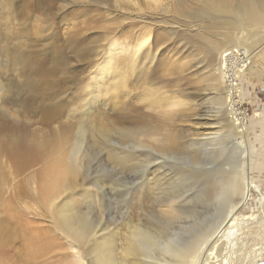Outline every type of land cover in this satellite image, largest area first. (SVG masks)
I'll use <instances>...</instances> for the list:
<instances>
[{
    "label": "bare ground",
    "instance_id": "obj_1",
    "mask_svg": "<svg viewBox=\"0 0 264 264\" xmlns=\"http://www.w3.org/2000/svg\"><path fill=\"white\" fill-rule=\"evenodd\" d=\"M114 1L142 21L157 22L170 15L173 24L184 26L181 35L195 39L194 43L202 49V53L208 58L218 55L205 81L212 91L210 99L218 106H224L227 110L226 89L239 86L235 79L223 71L222 65L228 64L225 52L229 48L243 50L251 56L250 63H241L245 69L240 75L244 73L249 78L261 75L258 56L264 52V0ZM145 24L142 31L134 34V41L130 38L132 42L129 41L131 43L125 49L108 54L103 64L99 65V70L93 72L90 92L85 95L83 110L80 106L77 109L75 123L70 127L63 126L50 135L46 132L40 136L29 135L28 132L16 130L12 122H7L6 118L10 115L1 106L6 98L4 85L0 81V113L3 115L0 118V183L5 185L9 175L13 181L22 177L28 190L21 187L16 194L31 193L37 204L42 203L47 209H52L48 221L69 241L68 245L76 253L75 264H264V226L261 227L264 218L259 217L264 216V191L260 183L248 176L247 124L243 127L242 123L234 122L228 110L224 112V107L221 111L225 118L220 116L215 126L219 131L224 130L226 135L233 136L241 154V165L239 168L237 158L232 163L235 157L233 151L230 155L232 161L227 162L228 167L222 168V164L219 165L204 180L207 189L202 193L194 191L195 195H188L187 190L183 191L179 186L176 188L177 183L171 182L170 176L160 164L151 165L149 172L133 189L131 199H134L136 210L149 214L153 220H127L122 233L106 230V227L96 229L98 221L89 215L93 205L92 197L84 199L83 208H78L66 198L59 200L63 190L67 189V181L78 176L81 171V161L85 157L81 147L85 138L92 143H105L106 159L122 169L133 164L142 166L147 163L146 153L126 149L135 137L139 140L138 144H142L140 146L149 144L160 154L182 148L183 142L175 130V134L168 133L159 138L161 131L156 121L151 124V120L146 121L141 115L136 116V122L121 132V142L113 140L112 135L116 132L113 126L94 121L91 107L95 101L99 99L101 103L109 102L108 105H111L107 93L120 88L130 93L132 83L141 85L139 100L151 109H162L164 116H169L170 109L181 102L187 106L185 98L181 101V96H176L178 93L175 95L178 99H172V96H166L160 91L162 86L154 85L160 84L156 76L155 38L151 34L153 31L150 25ZM236 68L241 70L240 66ZM103 98L106 100L102 101ZM215 110L219 112L218 107ZM212 116L216 117L215 114ZM209 125L207 123L204 126ZM116 146L126 150L120 151ZM220 153L217 155L222 156L224 152ZM197 157L194 156V163L199 164ZM237 157L239 159V155ZM34 222L26 221L30 225V236L26 242L35 252L47 251L52 246L48 238L54 239L52 233L36 227ZM257 226L259 229L256 232L254 229ZM97 232L100 234L95 236ZM254 232L257 233L258 241L249 244V238ZM3 260L0 254V264H3ZM27 261L36 263L29 257Z\"/></svg>",
    "mask_w": 264,
    "mask_h": 264
},
{
    "label": "rangeland",
    "instance_id": "obj_2",
    "mask_svg": "<svg viewBox=\"0 0 264 264\" xmlns=\"http://www.w3.org/2000/svg\"><path fill=\"white\" fill-rule=\"evenodd\" d=\"M120 7L121 4L114 0H0V81L4 85L6 98L1 106L10 115L6 118L7 122H12L16 130L28 132L29 135L40 136L45 132L50 135L63 126L70 127L75 123L77 109L80 106L83 110L86 96L90 92L93 72L99 70L103 59L112 52L125 49L135 40L134 34L143 30L145 23L150 25L153 31L151 34L155 38L156 76L160 83L154 85L162 86L160 91L166 96H172V99L181 96L179 100L183 101L185 98L187 106L181 102L170 109L169 116H164L162 109H151L139 100L141 85L132 83L130 93H126L123 88L107 93L111 105L97 99L91 107L94 121L113 126L116 132L112 138L121 142V132L136 122V116L141 115L146 121L151 120V124L156 121L161 131L159 138L177 132L183 142L182 148L160 154L149 144L140 146L142 144H138L139 140L135 137L126 149L146 153L147 163L142 166L133 164L122 169L106 159L105 143H92L85 138L81 147L85 156L81 161V171L78 176L69 178L67 189L63 190L59 198L60 201L66 198L78 208H83L84 199L92 197L93 205L89 215L98 221L96 229L106 227V230L122 233L127 220H153L149 214L136 210L134 199H131L133 189L146 176L151 165L160 164L170 176L171 182L177 183L176 188L179 186L183 191L187 190L188 195H192L207 189L204 180L208 179L213 169L221 164L222 168H227V162L233 159L234 163L235 158L240 168L242 158L233 136L226 135L224 130L219 131L215 126L227 110L210 99L212 91L205 81L218 55L208 58L194 43L195 39L181 35L184 26L173 24L170 15L157 22L142 21L134 18L129 10ZM258 60L261 75L249 78L243 73L239 76L238 85L242 87L244 102L250 111L246 131L248 176L260 183L264 191V99L260 92L264 83V52L258 56ZM186 97L189 98L186 100ZM217 107L219 112H215ZM223 107L224 112L221 111ZM214 114L216 117L212 116ZM2 116L0 113V118ZM207 123L211 126L205 127ZM126 149L119 148L120 151ZM233 151L235 157L230 159ZM218 152L224 153H220L221 156L217 155ZM194 156H199V164L194 163ZM5 183H0V254L4 259L1 263L75 264L76 253L68 245L69 241L48 221L52 209H47L42 203L37 204L31 193L16 194L19 188H26L22 177L13 181L9 175ZM259 217L264 218L262 215ZM29 220L35 221L36 227L52 233L54 239L48 238L52 246L47 251L35 252L26 242L30 236V225L26 224ZM262 224L261 227L264 226ZM257 229L259 226L254 230ZM99 234L97 232L95 236ZM253 234L249 244L258 241L257 233ZM28 257L36 263L27 261Z\"/></svg>",
    "mask_w": 264,
    "mask_h": 264
},
{
    "label": "built area",
    "instance_id": "obj_3",
    "mask_svg": "<svg viewBox=\"0 0 264 264\" xmlns=\"http://www.w3.org/2000/svg\"><path fill=\"white\" fill-rule=\"evenodd\" d=\"M226 57V65H222L223 71L227 72V75L237 81L239 80V75L245 69V67L241 66V63L244 61L250 63L251 56L249 53L244 52L243 50H238L235 48H229L225 52ZM240 66L239 68H236ZM227 88V87H226ZM226 108L229 112V117L236 122L237 124L242 123L243 127L247 124L250 117V111L248 107L245 105L244 97L242 94V87H232L226 89Z\"/></svg>",
    "mask_w": 264,
    "mask_h": 264
},
{
    "label": "water",
    "instance_id": "obj_4",
    "mask_svg": "<svg viewBox=\"0 0 264 264\" xmlns=\"http://www.w3.org/2000/svg\"><path fill=\"white\" fill-rule=\"evenodd\" d=\"M260 92H261V97L264 99V88L261 87Z\"/></svg>",
    "mask_w": 264,
    "mask_h": 264
}]
</instances>
